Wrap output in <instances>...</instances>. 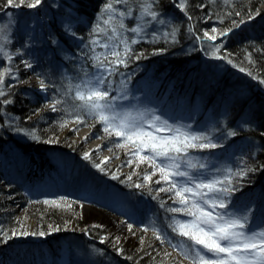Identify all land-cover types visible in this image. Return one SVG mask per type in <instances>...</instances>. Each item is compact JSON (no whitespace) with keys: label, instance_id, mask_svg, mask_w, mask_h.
<instances>
[{"label":"trees","instance_id":"1","mask_svg":"<svg viewBox=\"0 0 264 264\" xmlns=\"http://www.w3.org/2000/svg\"><path fill=\"white\" fill-rule=\"evenodd\" d=\"M55 1L58 2L57 6L54 4ZM142 2L143 0H129L133 15L124 20L127 28L136 26L139 6ZM104 3L105 0H45L42 9L36 10L38 20H42L41 23L37 20L41 29L39 31L45 34L48 41H50V34L60 36L63 32V24L69 20L78 37L83 38L66 40L61 47H56L51 58L43 55L44 61L52 65V74L42 73L41 77L54 83L59 89L58 93L62 92L61 90L67 92L70 84L81 83L85 78L84 72L91 75L97 71L94 67L95 62L90 58L93 53L85 47L90 46L93 39H99L101 44L107 42L110 46L118 42L113 34L90 35L95 25L99 23L98 16ZM128 6L117 5L119 9H125ZM261 6H264V0H231L228 3L217 2V5L211 0H187L186 10L182 12L173 6L172 0H156L154 10L159 13L158 19H163L165 23L152 22L145 17L140 21L148 24L142 37L125 32L124 35L129 40L138 41L131 47L134 54H142L141 58L130 59L127 67L120 66L119 71L109 78L113 89L112 96H118V92L122 91L142 94V99L151 106L152 110H165L170 113L169 124L175 122L193 133L209 134L213 142L221 144L215 149L189 150L190 155L196 158L226 155L229 167L218 169L215 174H220L226 169H231L233 172L245 168L255 169L233 180V187L236 190L229 197L228 209L235 203L243 201L248 215L251 213L257 217L264 210V136L260 135L264 132V84L260 83L264 80V27L259 26L261 23L243 30H236L231 34L228 42L224 43V47L205 41L202 45L205 44L204 53L209 54L208 56L213 57L212 52L219 48V51L215 53V59L212 58V60L203 59L202 52L195 43L198 37H204L203 32L211 31L212 28L222 31L231 29L235 26L233 21L237 24L241 20L249 19V15L253 17L259 11L263 13L264 9L260 10ZM4 11L6 9H0V16ZM23 12L25 13V10ZM29 17L28 15L30 20ZM211 22L213 27L212 24L209 25ZM117 50H122V45ZM105 51L100 46L94 47L95 55ZM217 57H226V59ZM18 60L19 63L22 62V58L18 57ZM229 60L231 63L228 62ZM6 63H2L1 70L6 67ZM35 68L41 72L38 63L35 64ZM241 68L244 71H241ZM249 72L252 73L251 76L248 75ZM25 81V75L21 71L18 80L15 82L11 80V83L15 85L11 86L7 93L8 99H11L13 103L7 104L5 109L17 121L2 128L4 133L0 136V153L4 155L3 147L7 143H13L29 161L15 169L13 166L7 169L4 166L5 158L1 159L3 162L0 170L1 179L9 188L8 190L0 189V213L3 216L1 229L7 231L9 235L12 230L24 231L26 217H35L41 222L40 231L55 234L60 239L61 236L69 234L71 222H75L80 227L84 226L80 213L81 205L93 198H84L69 191H72L73 187L76 189L80 186L88 189L92 183L88 190L91 196V193L95 194L98 190L108 187L133 196L142 195L149 198L153 208L155 207L159 214L158 230L163 237H166V241L171 246L169 238L176 242L186 241V238L178 236L169 227L173 214L165 212L160 207L161 202H165L166 207L180 205L174 204L169 199L170 193L157 194L158 188L166 186L163 182L155 183L159 179V173L152 177L151 183H148L145 182L144 176L151 173L152 168L146 163L136 167L138 161L128 166V161L133 159L131 152L135 151L132 145H127V150L115 147L117 143H123V139L115 135L107 137L99 122L85 116L83 117L85 123L77 125L90 127L95 136L104 137L102 140L106 148L112 149L114 156L129 168L128 176L133 172L136 175H132L129 181L128 176L121 175L107 163H102L96 152L91 153V160L84 159V154L90 152L85 146L82 145L79 148L74 141L67 140L73 136V133L63 138L67 126L61 127V124L65 121L74 122L76 115L71 104L68 102L62 104L60 114L50 111L46 109L42 96L33 97L27 93ZM36 112L38 117L29 119ZM178 121L183 124H179ZM89 122L94 126H90ZM230 130H235L237 135L226 136ZM25 132L34 133L40 137L41 141L54 142L33 141L25 135ZM165 133L170 134L163 132V135ZM22 138L24 142L21 141ZM45 153L62 154L72 158V161L74 159L77 167L81 168L78 170L80 173L78 184L70 183V178H68L69 182L63 180L64 173L67 172L61 171L55 161L56 158L50 157L48 160L43 158ZM143 154L148 153L146 151ZM94 164H101L105 171H100ZM31 166L32 168H29ZM113 175H116L118 179H113ZM210 176L204 178L207 179ZM45 178L48 181L61 182L62 185L66 182L65 190L69 191L42 195L36 190L33 191L38 182L44 181ZM176 179L179 181L183 178ZM137 183L146 187L141 189L132 186ZM6 197L20 201L25 210L24 220L15 218L13 212L3 203ZM44 201H56L59 206L46 204ZM220 211L223 210L220 209ZM175 216L181 220L190 219L183 214H175ZM251 217L252 215L249 216ZM57 227L61 231H51ZM148 228L154 227L148 225ZM86 233L96 242L103 240L100 248L123 263L176 264L162 249L154 234L145 235L141 231L138 234L137 243L127 245L117 241L114 236H107L108 233L99 227L87 228L83 235ZM181 252L185 254V251Z\"/></svg>","mask_w":264,"mask_h":264},{"label":"snow or ice","instance_id":"2","mask_svg":"<svg viewBox=\"0 0 264 264\" xmlns=\"http://www.w3.org/2000/svg\"><path fill=\"white\" fill-rule=\"evenodd\" d=\"M45 0H0V9H38L44 4ZM156 0H143L140 4V11L137 17L135 27L127 28L124 20L131 18L133 9L129 4V0H105V3L98 16L99 23L92 29L90 35L100 36L113 34L117 37L118 42L109 45L107 42L101 44L99 39H93L91 45L85 47L89 52L93 53L91 59L95 62L94 67L97 69L95 73L89 75L84 72V79L79 84L69 85L67 92L63 95L70 96L73 103V111L76 113L74 123H85L83 115L92 117L96 122L103 126V132L107 137H120L123 143H117L115 147L126 148L132 145L135 151L131 152L133 159L128 161L131 166L134 161L136 167L146 163L153 171L145 174V182L151 183L152 177L159 173V179L156 184L164 183L163 187L156 190L157 194L161 192L170 193L169 199L179 207H166L165 202L160 203V207L167 213H172L173 217L169 227L178 236L186 238L181 241V245L187 248L184 254L185 259H189L191 264H264V228L256 230L249 228L248 213L236 214L228 210L229 197L236 189L233 187V180L242 177L248 171L255 169H241L233 172L226 169L220 174H212L209 178H202L201 175H193V172H199L207 168V164L201 159L190 155L189 150L203 151L206 149H215L221 144L213 142L212 137L206 133H193L187 128L169 124L167 120H163L159 115L138 113L134 115L131 111H118L117 101L127 99L126 91H122L121 96H112V85L109 78L119 71V67H127L130 59H139L142 54H134L131 45L137 43L136 39L127 38L124 33L131 32L137 37L145 34L148 26L147 22L141 23L145 17L152 22L164 24L163 19H158L159 13L154 10ZM173 6L180 11L186 10L187 0H172ZM129 5L125 9H119L117 5ZM259 15V13H256ZM10 19L5 24H0V56H3L10 63L15 53H9L7 45L12 43L11 27L15 24V20L11 19L12 12L5 11ZM239 15V13H237ZM71 16V13H69ZM253 17L249 15V19ZM191 19V17H189ZM244 21L241 20L240 23ZM233 24L239 27L235 21ZM232 29L220 32L221 37H226ZM212 33H216L217 29L212 28ZM205 39L216 41V35H210L204 32ZM83 39L78 37L77 32L73 29L71 20L63 24V32L60 36L49 35V40L57 47H61L63 43L71 40ZM122 45V50L117 48ZM100 46L106 51L100 55L94 54V47ZM19 51V50H17ZM219 48H216V52ZM86 55H88L86 53ZM215 55V52L213 53ZM110 57H112L110 59ZM226 59V57H217ZM231 63V61H228ZM26 68H32V63L23 61ZM244 71L243 68L240 69ZM83 71V69H82ZM248 75H252L251 72ZM15 78V73L11 67H5L0 71V98L7 95L11 86H5V78ZM260 83L264 84V80ZM123 85V82H122ZM38 86L40 91L47 92L48 85L43 79L38 77ZM78 102V103H75ZM11 99H0V111L3 106L12 104ZM63 99H54L45 105L50 111H58L57 105L66 104ZM83 113V115L81 114ZM3 115H7L4 113ZM31 119V117H29ZM68 121L61 124L66 127ZM90 126H94L89 122ZM247 126V125H245ZM2 127V125H0ZM151 129V131L149 130ZM74 132L79 131L78 128L73 129ZM167 132L168 135H158V133ZM33 141L52 143L54 141H41L40 137L31 132H25ZM235 130H230L226 136H236ZM264 136V132L260 133ZM88 137L85 136L84 139ZM103 139L104 137H99ZM99 147V146H98ZM112 149H109L111 151ZM147 151V155L143 154ZM91 153H85L84 159L91 160ZM109 158L105 157L102 163H107ZM100 171H105L101 164H94ZM133 172L128 176V180L132 179ZM183 178L177 180L176 178ZM113 179H118L116 175ZM135 188H141L142 185L137 183L132 185ZM154 198H157L154 196ZM57 205L56 201H44ZM70 206V205H69ZM222 209L223 211H220ZM175 214H183L190 217L187 220L177 219ZM95 227H101L99 225ZM129 231H132L133 225H127ZM148 231L147 228L143 229ZM51 231H61L60 228L51 229ZM3 240L0 242L7 243L8 240L17 236L39 235L46 236L49 233L43 231L39 233H30L26 230H12L11 235L7 231L0 229ZM153 234L157 240L162 243L166 237H162L160 231L153 228ZM119 241V238H117ZM104 241L102 240L101 243ZM143 243V241H141ZM177 247V246H174ZM119 250V249H118ZM122 251V250H120ZM101 254H103L101 252Z\"/></svg>","mask_w":264,"mask_h":264},{"label":"rangeland","instance_id":"3","mask_svg":"<svg viewBox=\"0 0 264 264\" xmlns=\"http://www.w3.org/2000/svg\"><path fill=\"white\" fill-rule=\"evenodd\" d=\"M215 5H217V2H229L231 0H211ZM55 6L58 5V2H54ZM43 6V5H42ZM42 6L38 9H42ZM38 9H27V8H19V9H6V11L12 12L13 16L11 19L15 20V24L11 27V40L12 43L7 45V50L9 53H15L13 55L12 61L9 63L7 59L3 56H0V71L1 65L4 62L6 63V67H11L13 72L15 73V78H5V86H14V84L11 83V80L14 82L19 79V72H23L25 75V86L28 88L27 93L31 96L41 95V93H44V95L49 97V101H46V104L54 99H63L67 100L66 102L70 103L71 107L73 108V102L70 99V96L63 95L66 91L61 90L62 92H59V89L55 86L54 83H51L49 81H46L41 77V74H52L51 68L52 65L44 61L43 55L49 56V58L53 57V53L56 50V45L52 44L50 41H48L45 34L39 30V24L37 23L38 17L35 13ZM177 9V8H176ZM264 6H261L260 10H263ZM16 10H18L16 12ZM25 10V13L23 12ZM179 10V9H177ZM180 11V10H179ZM24 13V15H22ZM34 13V14H31ZM259 15H254L252 19L243 20V23H240L239 21L237 24L239 27L234 26L231 28L232 30L228 33L226 37H221L219 34L220 32H223L225 30H217L216 33H212L211 31H208L210 35H216L217 39L216 41H210L205 39L204 37L199 38L197 42L195 43L196 46H198L202 52V57L205 60H212L215 59L216 54L213 55V52L217 53L216 50L212 52V56H208L209 54L204 53V46L202 45L205 41L212 42L214 44H218V41L220 43H226L229 40V37L232 33L236 32V30H243L247 27H252L253 25H258L264 22V11L261 13V11L258 12ZM28 15L30 16V20L28 19ZM9 17L5 15V11L3 12V15L0 16V24H5L9 21ZM217 20V19H215ZM38 22H42L38 20ZM205 23V22H202ZM212 24L211 22L209 25ZM260 26V25H259ZM264 27V26H262ZM204 33V32H203ZM247 38V37H245ZM218 44L217 46H219ZM203 46V47H201ZM19 50V51H17ZM53 52V53H52ZM18 57L22 58V62L19 63ZM23 61H29L32 63V68H26ZM40 65L41 72L35 68V64ZM34 76V77H33ZM38 77L40 79H43L45 81V84L48 85L47 92H42L39 89L38 86ZM35 79L37 81V87L35 88L32 81ZM57 89V90H56ZM127 99L119 100L117 101V110L118 111H131L134 115L138 113H145L147 114H156L159 115L163 120L168 121V116H170V113L166 112L165 110H152L150 105H147V103L142 99V94L136 93L133 94L132 92H126ZM122 92H118V96H121ZM8 93L6 97L0 98V99H8ZM43 97V96H42ZM7 105L3 106L2 111H0V136L4 133V130L2 129L4 126L16 122L13 118L11 113L9 111H6ZM63 105H57V108L60 109L58 111H55L56 113L60 114L62 110ZM48 109V108H46ZM49 110V109H48ZM11 111V110H10ZM4 113H7V115H3ZM83 115V113H81ZM87 115H83L85 117ZM38 113L36 112L31 119L37 118ZM91 119H93L91 117ZM172 119V118H170ZM94 120V119H93ZM62 123V122H60ZM179 124H183V122L178 121ZM172 125H177L175 122H170ZM78 128L79 131L74 132L73 129ZM88 130L93 140L101 141L102 147L104 146V141L100 139L99 137L95 136L94 131L90 127H79L77 124H74V122H69L67 124V128L63 134V138L65 135H69L70 133H73V136L67 138V140H72L75 142V144L79 145V148L83 145L85 148L88 149L90 153L96 152L101 160L103 161L105 157H108L107 164L118 171L121 175L128 176L129 174V168L121 162L119 158H116L111 151H107L105 148H92L90 147L88 141L80 136L81 130ZM150 130V129H149ZM158 135H163L162 133H158ZM165 135H167L165 133ZM66 140V141H67ZM22 142H24L23 138L21 139ZM19 148H16L13 143H7L5 147H3V150L5 153L2 155L0 153V159H4L6 162L4 163V166L6 168L11 169V166H13V169L17 168L19 165H23L29 160H26L27 156L25 157L23 153L18 150ZM19 152V153H17ZM61 153V152H59ZM45 153L43 158L48 160V158L53 157L56 158V162L58 163L61 171L67 172L64 173V179L66 182H69V179H71L70 183L78 184V178H79V171L81 170L80 167H77V163L72 161V158H69L68 156L62 155V154H52ZM31 155V154H28ZM29 158V156H28ZM203 162L207 164V168L200 170L199 172H193V175H201L202 178L206 176H210L212 174H215L216 170L229 167L228 166V160L226 158V155H216L213 157L208 158H201L199 157ZM16 166V167H15ZM3 167V162L0 161V170ZM29 168H32L29 167ZM28 168V169H29ZM69 173V174H68ZM1 174V173H0ZM73 175V176H69ZM69 176V177H67ZM63 177V176H62ZM62 185L61 182H55L53 180L50 181H40L38 182L37 186H35L33 191L36 190L38 194H50L59 191V189L64 191H69L68 189L65 190L66 184ZM92 184V183H91ZM91 184L89 186H91ZM141 189H144L146 186L141 184ZM88 186V189L86 187L80 186L76 187V189L73 187L71 192L72 194H77L78 196H83L84 198L93 197V200L98 201V203H101L103 206H108L114 212H118L121 215H117L114 212H110L107 209H105L102 205H97L92 203L91 201L83 202L81 205V216L83 220L82 227L78 226L75 222H71L69 224V230L68 233L65 236H61V238H57L55 234H48L46 236H39V235H28V236H17L10 240H8L7 243L0 242V264H127L123 263L120 260H115L113 257L109 256L108 253L105 252L101 247V241L96 242L92 240V237L88 235L87 233L83 235L84 231L87 228H92L97 225L101 226L99 228L105 230L108 234L107 236H114L116 238H119L120 242H123L127 245H135L137 241L139 240L138 234L143 231V234L145 235H152L153 229H149L148 225L153 226L154 228L158 229L159 224L157 221H159V214L156 210V208H153L152 202L147 197H143L142 195L133 196L132 194H127L120 191H115L114 189L104 187L98 192L92 194V196L88 193V190L90 187ZM0 189L1 190H8L7 184L1 179L0 175ZM4 198L3 203L6 204V206L9 208L10 211L13 212L15 218L24 220L25 216V210L23 206L20 204V201L18 202L17 199H13L12 197H6ZM243 201H239L237 204L235 203L233 207L228 209L230 212H234L236 214H244L248 213V210L242 203ZM109 213L111 216H114L115 219L108 218L107 215H102V213ZM157 212V214H156ZM1 214V213H0ZM252 215L251 218H249V228L251 229H262L264 228V210L257 215L249 214L248 216ZM110 216V217H111ZM2 214L0 215V229L2 226ZM121 221V222H120ZM25 222V228L26 231L30 233H39L41 232V222L38 218L35 217H26L24 220ZM132 224L133 228L132 231H129L127 225ZM147 228L148 231H144L143 229ZM82 234V235H78ZM163 237V235H161ZM82 238V239H81ZM83 238H85L83 240ZM3 240L2 234H0V241ZM170 242L172 243V246L164 240L165 243L169 244L171 248L176 249L180 252V254L184 257V253L181 251L187 252V248L183 247L181 245V242H176L172 238H169ZM187 242V241H185ZM177 246V247H174ZM165 252H167V249L162 248ZM101 252L103 254H101ZM171 256V255H170ZM178 259V258H177ZM172 255L171 260L174 261L176 264H180L179 261ZM188 260L190 263L191 261Z\"/></svg>","mask_w":264,"mask_h":264},{"label":"bare ground","instance_id":"4","mask_svg":"<svg viewBox=\"0 0 264 264\" xmlns=\"http://www.w3.org/2000/svg\"><path fill=\"white\" fill-rule=\"evenodd\" d=\"M261 27L262 26H264V22L260 25ZM263 28V27H262ZM218 44H220L219 46H222V47H224V44L223 43H220V41H218ZM217 44V45H218ZM34 77V76H33ZM32 83H33V85H34V87L35 88H38L37 87V81L35 80V79H33V81H32ZM45 99L47 100V101H49V97L48 96H46V95H43V97H42V101H43V103L46 105V101H45ZM74 124H76V123H74ZM80 136L81 137H85V136H87L88 138L86 139L87 141H88V143H89V145H90V147H92V148H94V147H96V148H99V149H103V147H102V145H101V141H98V140H93L92 139V135H91V133L88 131V130H85V129H83V130H81V132H80ZM99 146V147H98ZM48 179L47 178H45L44 179V181H47ZM63 190H61V189H59V191H57V192H62ZM57 192H55L54 191V193H57ZM107 215L108 216V218H111V219H115V217L114 216H111L108 212L106 213H102V215ZM111 216V217H110ZM121 222V221H120ZM167 253L169 254V255H173L176 259H177V261H179V263L180 264H191L188 260H186L181 254H179V253H177V252H172V250H167Z\"/></svg>","mask_w":264,"mask_h":264},{"label":"water","instance_id":"5","mask_svg":"<svg viewBox=\"0 0 264 264\" xmlns=\"http://www.w3.org/2000/svg\"><path fill=\"white\" fill-rule=\"evenodd\" d=\"M103 148H105V146H103ZM106 149V148H105Z\"/></svg>","mask_w":264,"mask_h":264}]
</instances>
